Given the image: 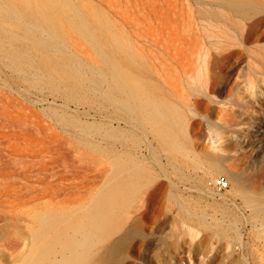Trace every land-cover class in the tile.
I'll use <instances>...</instances> for the list:
<instances>
[{"label": "rangeland", "instance_id": "rangeland-1", "mask_svg": "<svg viewBox=\"0 0 264 264\" xmlns=\"http://www.w3.org/2000/svg\"><path fill=\"white\" fill-rule=\"evenodd\" d=\"M74 1L90 18L110 22L144 61L141 73L153 82L151 90L178 105L187 122L186 137H179L186 150L163 146L123 100L125 94L111 98V79L95 84L90 76L96 75L87 69L81 70L82 84L74 77H48L17 67L0 50V264H21L31 253L34 233L51 215L71 238L66 215L85 211L122 163L143 167L152 182L164 183L159 200L139 220L143 231L153 234L141 238L142 255L127 252L128 264H250V257L252 264H264L258 205L241 196L247 188L264 205V177L260 191L254 187L257 168H264V141L240 100L247 70L264 88V67L233 44L244 38L241 0ZM97 36L108 41L103 33ZM84 42L83 54L74 47L68 54L98 64V52ZM229 50L234 52L224 56ZM199 51L219 59L209 69L208 83L197 86L190 76ZM210 124L224 131L215 147ZM217 174L229 181L218 194L208 185ZM142 201L140 195L132 202L133 216ZM190 226L197 235L191 237ZM39 244L43 255L49 253L46 239Z\"/></svg>", "mask_w": 264, "mask_h": 264}, {"label": "bare ground", "instance_id": "bare-ground-1", "mask_svg": "<svg viewBox=\"0 0 264 264\" xmlns=\"http://www.w3.org/2000/svg\"><path fill=\"white\" fill-rule=\"evenodd\" d=\"M241 2L244 38L233 44L239 47V54L249 60L258 58L264 67V0ZM0 28L5 33L3 35L2 32L0 37V50L12 59L14 65L46 72L48 77H74L81 84L84 83L81 70L85 69L96 75V79L90 76V80L95 84L111 79L107 90L111 98L116 97L115 92L125 94L123 100L132 105V110L140 122L146 129L150 126L163 146L185 152L186 148L179 137H186L187 122L180 108L165 93H158L157 89L156 92L151 90L152 86L154 87L153 82L141 73L143 67L145 68L144 61L132 51L128 43L118 37L108 20L90 18L78 8L74 0H0ZM259 29L261 31L252 38L251 34ZM102 33L108 40L104 44L97 36ZM82 41L96 49L98 64L95 61H82L83 59H78L74 52L68 54L70 47H74L78 54H83L85 42ZM105 44H108V50L104 47ZM233 52L229 50L224 56ZM207 56V52L197 53L196 73L190 76L197 86L208 83L209 69L213 70L216 59H219L217 56L210 59ZM252 62L254 61H251V64ZM245 75V91L240 96L242 109L251 115L256 130L260 132L256 136L264 141V135L261 136L264 131V88L252 81L249 70ZM250 96L252 100H249ZM208 110L209 106L206 112ZM209 128L214 131V135H210V142L215 147L217 142L221 143L224 131L219 125L210 124ZM261 149L263 151L264 147L260 146ZM212 157L216 161L220 159L217 153ZM215 167L220 169L217 163ZM263 177L264 168L258 167L254 187L259 191V180ZM233 178L238 180L237 176ZM163 188L164 183H155L146 177L143 167L130 168L125 163L116 164L100 192L92 199L91 205L76 216L66 215L68 223L64 228L70 230L72 237L62 235L63 229H60V224L56 221L59 217L51 215L53 219L42 222L34 233L36 239L31 253L21 264L130 263L127 252L136 250L142 255L141 249H138L144 244L141 238L153 234L152 230L144 232L139 220L149 210L150 205L159 200V193ZM8 192L9 190L5 191ZM241 194L247 204L258 205L255 211L263 226L264 205H261L259 197L252 195L247 188H241ZM140 195L143 201L134 208V212L139 208L141 211L133 216L132 202ZM22 200L25 201L24 198ZM129 219L128 226L126 222ZM189 230V233L192 230L194 232H191V237L198 234L191 226ZM171 235L172 232L168 234ZM43 238L49 242V253L46 255L40 250L39 243ZM261 241H264V235ZM261 246L264 249V242ZM187 258L191 261V255ZM252 258H249L250 264Z\"/></svg>", "mask_w": 264, "mask_h": 264}, {"label": "built area", "instance_id": "built-area-1", "mask_svg": "<svg viewBox=\"0 0 264 264\" xmlns=\"http://www.w3.org/2000/svg\"><path fill=\"white\" fill-rule=\"evenodd\" d=\"M208 185L213 192L221 193L229 187V181L224 175H215L208 179Z\"/></svg>", "mask_w": 264, "mask_h": 264}]
</instances>
